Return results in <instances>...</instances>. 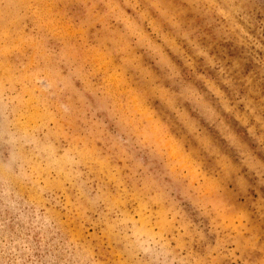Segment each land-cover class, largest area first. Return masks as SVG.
Returning <instances> with one entry per match:
<instances>
[{"label":"rangeland","instance_id":"rangeland-1","mask_svg":"<svg viewBox=\"0 0 264 264\" xmlns=\"http://www.w3.org/2000/svg\"><path fill=\"white\" fill-rule=\"evenodd\" d=\"M0 264H264V0H0Z\"/></svg>","mask_w":264,"mask_h":264}]
</instances>
